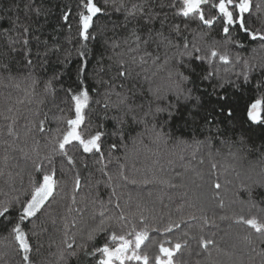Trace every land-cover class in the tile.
Segmentation results:
<instances>
[{
  "label": "trees",
  "instance_id": "trees-1",
  "mask_svg": "<svg viewBox=\"0 0 264 264\" xmlns=\"http://www.w3.org/2000/svg\"><path fill=\"white\" fill-rule=\"evenodd\" d=\"M78 2L0 0V204L16 198L23 200L30 195L33 180L53 168L57 182L53 195L28 224L31 264H95V260L84 257L79 246L86 245L91 252L107 240V235L100 234L94 241H88L89 232L101 220L112 230L121 232L123 222L116 219L120 215L129 222L124 231L147 226L149 244L165 239L173 243L187 241L176 256L177 264H264V234L238 222L239 216L264 220V125H253L246 116L249 98L264 93V45L241 34L243 47L227 49L229 63L218 59L211 66L207 62H193L196 73L193 95L201 97V113L211 118L213 125H206L203 118L188 127L174 124L166 129L172 133L171 139L157 140L143 125L129 123L121 139L113 135L116 125L112 117L117 112L111 105L119 101L116 93L134 98L137 105L143 101L146 107L149 88L166 82L167 68L175 61L159 67L151 59L141 64L139 57L147 51L152 56L159 55V63L163 65L165 56L173 57L177 49L166 52L161 47L157 51L153 43L147 47L141 44L138 51L129 52V47L136 48L132 31L142 28L139 34L143 36L149 25H145L143 18H133L126 28L122 27L127 13L116 11L121 0L115 3L108 0L107 4L105 0H95L103 14L94 18L97 39L89 44L93 51L88 63L90 107L85 109V121L79 131L85 137L97 130L106 133L102 137L104 158L101 160L99 153L86 154L71 146H66L65 156L59 152L56 141L62 139L61 133L67 127L61 123V116L74 118L67 89H77L76 71L80 61L74 54V45L78 38ZM122 2L127 8L143 3L146 9L158 14L151 25L156 30H160V20L165 14L170 23L184 28L183 18L174 15L179 4L177 8L170 7L174 0ZM250 3L249 26L264 32V0H250ZM29 4L33 9L41 8V15L29 11L25 7ZM69 10L71 33L62 19V14ZM24 26L29 28L27 37ZM191 28H196V24ZM164 31L168 34L167 26ZM185 35L189 42L202 47L213 39L223 43L219 26L204 41L191 32ZM25 38L29 41L27 46L23 44ZM173 42L182 46L183 39L173 37ZM113 44L118 47L114 48ZM56 47L61 51H53ZM29 49L31 65L25 56ZM64 49L73 50L71 62L66 66L58 62V58L65 56ZM120 60L126 62L131 72L126 79L116 75ZM245 60L249 62L247 68ZM209 71L215 73L212 79L202 80ZM57 74L60 79L53 80ZM50 80L52 87H46ZM99 81L111 82L114 89ZM106 92L110 96L106 97ZM220 96L225 99L220 100ZM105 102L110 104L107 110L103 107ZM41 121H44L43 132ZM241 136L245 140L243 145L238 143ZM209 137L213 141L211 148L194 143ZM221 140L229 143L221 144ZM113 143L116 149H111ZM232 143L235 146L230 147ZM238 149L242 150L237 157L230 154ZM68 156L72 157V164L68 163ZM37 164L43 165L39 173L35 170ZM77 177L79 188L75 183ZM216 184L220 187L216 188ZM141 216L146 225L141 222ZM172 221L180 222L181 228L164 233ZM201 237L214 243L202 248ZM149 250L150 254L157 251L155 247ZM73 251L78 255L71 256ZM0 264H22L3 224H0Z\"/></svg>",
  "mask_w": 264,
  "mask_h": 264
},
{
  "label": "snow or ice",
  "instance_id": "snow-or-ice-1",
  "mask_svg": "<svg viewBox=\"0 0 264 264\" xmlns=\"http://www.w3.org/2000/svg\"><path fill=\"white\" fill-rule=\"evenodd\" d=\"M115 3V0H113ZM108 3V0H105ZM177 3L179 7L177 8ZM29 11H35L37 16L41 15V8H32V5L25 6ZM78 11L76 13L77 18V39L74 45V54L79 59L80 63L76 71V83L77 89L74 91L72 88L67 89L71 97L72 111H74V118H64L61 116V123H66V130L61 135L62 139H58L59 152L67 156L66 146L78 147L82 149L86 154H100V159L103 160L102 152V137L106 135L103 131H95L94 134H90L87 137L82 131H79L81 125L85 121V109L90 107V93L88 85V63L92 55V49L89 44L97 39L94 29V18H98L99 14H103V9L97 5L95 0H79ZM172 8H177L174 13L175 16L183 18L184 28L181 29L179 24L170 23L168 17L165 14L160 20L161 28L156 30L151 25L153 21L158 18V14H155L151 9H146L145 4H133L131 8H127L121 0L119 6L116 7V11L124 10L127 15L125 17V23L122 27H127L130 19L143 18L145 25H149L147 32L141 36L139 34L142 28L134 29L131 33L133 42L136 48L129 47V52L138 51L140 45L143 44L147 47L150 44H155L157 51L161 47L167 52L168 49L176 48V54L173 57L165 56L163 65H160V56H152L151 53L145 51L144 55L139 57L141 64L147 63V59H151L154 65L159 67H166L170 61L174 60L175 63L167 68L168 75L166 82L158 84L156 87H150L148 90L149 99L147 100V106L141 101L139 105L136 104L134 98H130L128 95H122L117 92L119 97L118 103L111 105L116 109L117 114L112 117L115 121V131L113 135H118L121 139L125 137V125H143L145 130L150 131L151 134L157 140H169L172 138V133L166 131L171 129L174 124L180 125L181 123L188 127L194 125L201 118L205 120V124L208 126L213 125L215 122L207 117L203 116L201 109L203 108L202 100L200 96L193 95L195 91V67L193 62H207L210 66L216 59L225 64L229 63V55L227 49L230 46L243 47L241 40L239 39L241 34L246 35L250 40H259L264 45V32L254 31L249 26L248 17L251 15V3L250 0H174L170 5ZM259 8V5H257ZM247 14V15H246ZM71 11H66L62 14L64 23L68 26L69 33H71L72 25L69 23L71 17ZM192 24H196V28H191ZM167 26L168 34H165L164 28ZM219 26V35L223 38V43L219 40L213 39L210 44H205L203 47L195 42H189L186 32L199 35V39L204 41L211 35L213 31H216ZM23 33L25 37L29 33L27 26L23 27ZM173 37L183 39L182 46L173 42ZM72 43L71 40H69ZM127 42V41H126ZM28 39L23 40V44L27 46ZM46 43V42H45ZM114 48L118 45L113 44ZM223 48L224 51H220ZM15 51V49H13ZM55 52H60L61 49L56 47L53 49ZM65 56L63 59L58 58V62L62 66H66L71 62L73 56L72 49H64ZM203 53V54H202ZM48 53L45 52V55ZM39 57V53L37 54ZM27 63L32 64L31 51L25 53ZM187 58V62H185ZM135 57L133 62L135 63ZM238 61L240 57L236 58ZM245 68L249 66L248 61H244ZM254 67V65H253ZM264 67V65H262ZM119 78H128L131 72L126 67V62L120 60L118 62V70L116 73ZM215 75L213 71H209L202 77V80H211ZM245 80L248 79L247 71L243 73ZM53 80L60 79V74L55 75ZM102 84H108L110 89H114V85L109 81H99ZM193 85V87H189ZM123 83L121 87H123ZM46 87H52V80L48 82ZM222 88L223 85L221 84ZM92 91H97L92 89ZM105 96H110L109 92L105 93ZM220 100H224L225 97L220 96ZM250 102L246 106L247 121L253 125H264V93L255 97L249 98ZM131 100V102H130ZM99 104L100 102L97 101ZM103 107L107 110L110 107L108 102L103 104ZM232 115V109L229 108L228 116ZM44 121H41L40 131L43 132ZM60 132V129H57ZM219 133V129H217ZM75 142V143H73ZM178 143H186L185 141H178ZM198 145L207 144L209 148L213 146L211 137L205 141H194ZM221 144H228L229 141L221 140ZM240 145L245 143L243 136L238 140ZM235 146V143L230 144V147ZM117 145L113 143L111 149H116ZM242 149H238L237 152L230 153L234 157H237L238 152ZM55 151V149H54ZM68 163L72 164L73 159L68 156ZM215 167V166H213ZM43 169L42 164L36 165V172H41ZM55 169L51 172H44L42 177H38L33 180V187L30 195H26L23 200L16 198L15 201L8 204H0V224H3L8 231V235L14 241L17 253L21 256L22 264H31V258L29 253L31 252V245L28 235V224L31 223L32 218L36 217L37 213L44 206L45 201L53 195L56 187ZM76 187L79 188L80 180L77 177ZM135 183V181H133ZM216 188L220 185L216 184ZM251 190H249L250 192ZM255 207V205H253ZM13 213L15 215L13 216ZM120 222H123L121 232L117 233L112 230L110 226H106L105 222L101 220V223L93 228L88 234V241H94L100 234L107 235V240L98 247H94V251H87L86 245H80L79 250L83 252L84 257H90L95 260V264H177L176 256L181 252L182 248L186 246L187 241L183 243L177 240L173 243L171 240H158L151 241L149 236V228L145 226L139 230L135 228L132 231H124L127 228L128 221L126 217L120 215L116 217ZM189 219H192L190 217ZM223 219V217H222ZM141 222L145 225L147 221L141 216ZM238 222L249 226L250 229L257 233L264 234V220L258 219L256 216L245 218L244 216L238 217ZM205 223L207 220L205 218ZM180 229L181 223L177 221L170 222L165 228L164 233H171L173 229ZM153 231H159V229H152ZM247 239V237H245ZM214 241L210 239L200 238V246L207 248L212 245ZM167 245V246H166ZM72 248V245H68ZM155 247L157 251L154 254H150V248ZM71 256H77L78 252L73 251ZM98 257V258H97Z\"/></svg>",
  "mask_w": 264,
  "mask_h": 264
},
{
  "label": "rangeland",
  "instance_id": "rangeland-1",
  "mask_svg": "<svg viewBox=\"0 0 264 264\" xmlns=\"http://www.w3.org/2000/svg\"><path fill=\"white\" fill-rule=\"evenodd\" d=\"M232 236H233L234 238H236V233H233Z\"/></svg>",
  "mask_w": 264,
  "mask_h": 264
}]
</instances>
